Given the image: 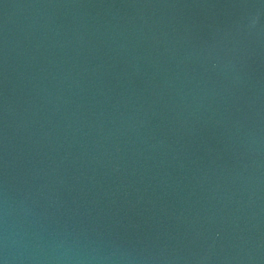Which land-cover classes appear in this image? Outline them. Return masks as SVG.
I'll return each mask as SVG.
<instances>
[{
  "label": "water",
  "instance_id": "95a60500",
  "mask_svg": "<svg viewBox=\"0 0 264 264\" xmlns=\"http://www.w3.org/2000/svg\"><path fill=\"white\" fill-rule=\"evenodd\" d=\"M0 264H264V0H0Z\"/></svg>",
  "mask_w": 264,
  "mask_h": 264
}]
</instances>
